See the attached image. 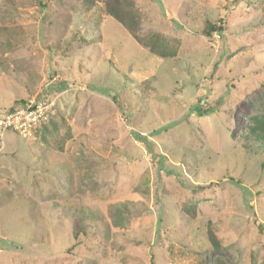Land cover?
I'll list each match as a JSON object with an SVG mask.
<instances>
[{
    "label": "rangeland",
    "instance_id": "374dc122",
    "mask_svg": "<svg viewBox=\"0 0 264 264\" xmlns=\"http://www.w3.org/2000/svg\"><path fill=\"white\" fill-rule=\"evenodd\" d=\"M105 1L0 0V114L52 103L0 135V264H263L264 0H120L161 55Z\"/></svg>",
    "mask_w": 264,
    "mask_h": 264
},
{
    "label": "trees",
    "instance_id": "16d2710c",
    "mask_svg": "<svg viewBox=\"0 0 264 264\" xmlns=\"http://www.w3.org/2000/svg\"><path fill=\"white\" fill-rule=\"evenodd\" d=\"M81 2L87 6L96 5V0H81ZM103 8L108 15H110L116 21L123 24L126 28H128L130 30L131 33L133 32V36L136 38V40L138 42H140L141 44H143L145 47H147L151 52L158 54V55H161L162 53H164L163 50H165L167 48L166 43H161V44L158 43V40L155 37L151 40L150 39L149 40H147V39L141 40L136 35V33H134L133 26L136 24V21L138 18L137 14L135 12H132L131 9L121 5L120 0H106ZM208 29L209 30H207V34H210L209 31L221 30L220 27H215L214 25H211V24L208 25ZM4 39H6V38L4 37ZM6 42L9 43L8 41H6ZM124 80H125V77H124ZM132 82L126 81L123 85L127 87V86H130L131 84H134ZM20 102H25V101H20ZM7 133H9L13 136L16 135L15 137L19 141L24 140L21 137H19L16 132L7 131ZM243 136L253 137L254 141L251 145L253 147L258 148V149H263L264 148V116L257 118L255 121V124L253 126L249 127L247 129V131L244 132ZM31 144H33V143H31ZM58 150H61V146L58 147ZM164 158H165L164 155H158L157 156V159L159 160L160 163L163 162ZM114 207L126 208L124 203L122 204V203H118V202L114 203L111 206V208H114ZM67 208H70V207H67ZM71 212L73 213V215L76 214V212H81L82 219L84 221H86V223H87V226L84 229L86 231L88 229L96 230L97 228H102V227L104 228L105 223L103 220H105V217L98 210H93L89 207H75L74 206L71 209ZM88 225H89V227H88ZM102 231L105 232L106 229H104ZM206 236H207L208 242L212 246L219 248L220 241H219L217 235L215 234V232L211 228L207 229ZM263 264H264V262H263Z\"/></svg>",
    "mask_w": 264,
    "mask_h": 264
},
{
    "label": "built area",
    "instance_id": "2783aa9c",
    "mask_svg": "<svg viewBox=\"0 0 264 264\" xmlns=\"http://www.w3.org/2000/svg\"><path fill=\"white\" fill-rule=\"evenodd\" d=\"M51 102L27 99L18 108L8 109L0 114V135L5 131L16 132L18 135L27 137L36 125L45 119L46 112Z\"/></svg>",
    "mask_w": 264,
    "mask_h": 264
}]
</instances>
